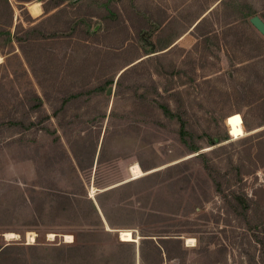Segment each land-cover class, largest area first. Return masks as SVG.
Instances as JSON below:
<instances>
[{"label":"rangeland","instance_id":"rangeland-1","mask_svg":"<svg viewBox=\"0 0 264 264\" xmlns=\"http://www.w3.org/2000/svg\"><path fill=\"white\" fill-rule=\"evenodd\" d=\"M43 1L25 2L32 18L44 12ZM67 1L60 18L67 29L47 31L30 51L35 72L15 41L0 46V112L24 91L41 94V81L47 88L71 90L114 76L107 103L97 96L79 108L82 118L98 109L107 116L81 122L66 134L55 127L54 116L45 117L53 132H28L24 140L0 143V247L16 246L3 256L17 264L24 259L37 264L41 255L48 256L45 264H264L259 241L264 237V64L252 57L262 34L249 21L248 0H111L110 20H87L84 5ZM232 8L243 18L227 25L224 13ZM203 10L206 20L199 29L212 24L214 30L183 31ZM164 15L170 19L159 24ZM53 21L43 27L51 29ZM80 28L91 31L87 40L77 36ZM176 35L170 48H161ZM133 59L135 66L117 89L118 73ZM155 87L172 106L185 109L199 135H230L212 145L201 140L209 171L176 139L175 121L164 118L152 99ZM41 110L51 111L47 100ZM110 110L132 116L122 120L108 116ZM73 113L65 114L72 119ZM148 116L163 123L142 120ZM237 121L244 135L234 134ZM134 163L146 169L141 166L143 172L134 175ZM151 171L156 173L147 181L153 183L149 193L116 201L133 210L123 215L109 208L118 222L109 225L97 194ZM239 194L247 209L238 203ZM117 197L102 199L110 205ZM123 229L133 239L121 240ZM83 231L91 232L89 240H79ZM65 234L73 239L66 241Z\"/></svg>","mask_w":264,"mask_h":264},{"label":"trees","instance_id":"trees-1","mask_svg":"<svg viewBox=\"0 0 264 264\" xmlns=\"http://www.w3.org/2000/svg\"><path fill=\"white\" fill-rule=\"evenodd\" d=\"M30 0H15L16 6L20 9L24 20L27 21L28 25L24 26L22 19L19 16L15 15L14 6L11 0H0V46H6L9 43L15 41L18 44V47L21 49L25 60L28 65L35 72L33 67V59L30 51L39 46V41H42L46 38L47 31H52V33H56L60 30L67 29L65 26L67 24L66 20L62 21L60 18L64 16V11L68 4L70 3L67 0H44L42 3L44 12L42 15L38 17L32 18L30 14L26 11L25 2ZM78 1L79 7L82 5L85 6L84 11L82 12L83 16L87 20H97V19H105L110 20L112 15L111 0H73V2ZM221 1V0H220ZM72 3V2H71ZM54 9L53 11H51ZM51 11V12H50ZM50 12V13H48ZM204 10L201 11L189 24L184 28L183 31H186L192 26V29H195L196 32L200 35L207 34L214 30L213 25L211 24L209 27H205L203 29L200 28V24H202L206 20V13ZM255 13V11H254ZM203 14V15H202ZM237 9L232 8L231 11L224 13V22L227 25H235V20L239 18H243L242 15H236ZM54 19L51 29L46 30L43 27L44 22H50V20ZM169 16H162L159 20V24H162L166 20L168 21ZM17 20V21H16ZM81 21H84L81 20ZM234 21V22H233ZM80 22V21H79ZM65 24V25H64ZM91 31L89 29L80 28L78 29L77 36L79 38H83L87 40L90 36ZM179 35L167 38V42L161 47H171L172 43L177 39ZM259 42V43H258ZM258 46L260 47L258 51L256 50L252 57L263 61L264 64V48H262V44H264V36H261V39L257 41ZM171 45V46H170ZM168 49V48H167ZM130 60L125 63L122 67L128 65L133 62ZM136 62L124 67L116 77V87L119 89V86L126 78L129 71L135 66ZM121 67V68H122ZM35 74V73H34ZM114 80V76L99 78L95 81H84L80 83L79 86L71 89L64 90L59 86H53L52 88H47L40 83L42 93L39 94L35 90L24 91L15 99L9 107L3 109L0 112V143L12 144L17 141L24 140L25 134L28 132L36 133L38 130L50 131L53 132L54 128L57 126L61 128L62 133L66 134L67 132L74 130L76 127L81 125V122L85 124H89L94 122L97 119H103L107 116L104 109H98L95 115H88L85 118L81 117V112H79V108L83 106H90L89 102L97 96L106 97L105 103H107L108 95H106V85L112 84ZM153 80V79H152ZM155 96L152 99L155 102V106L159 109L161 114L166 119H172L175 121L176 126L173 127V130L176 134V139L183 146V149L186 153H194V157H201L200 161L202 162L203 167L206 170H210V163L206 161V154L204 151H200L204 145L201 140H204L206 145H212L218 142H221L227 138H229V134L226 131L222 132H212L206 133L205 136H201L195 131L190 125L189 120L186 115L185 109L180 106H172L169 102V99L161 93L156 87L154 89ZM44 100H47L50 104L51 111L46 113L42 111V105ZM68 110H73L76 116L72 119L67 117L65 114ZM90 109L86 110V113L89 114ZM109 115H118L122 120L127 119L132 116L130 111H124L121 113H117L114 110H110ZM54 116L56 118V124L54 128L49 127L47 123L44 122V118H50ZM80 118V121L78 120ZM82 118V119H81ZM148 123H159L162 124V120L156 116H148L142 119ZM217 146H223V143H220ZM264 165V160L262 159V164ZM143 167V165L141 164ZM144 168V167H143ZM146 169V168H144ZM156 171H151L147 174L140 175L134 178H130L128 180L122 181L111 188L105 189L97 194V204L101 211L103 212L105 219L109 223V225H115L118 222L114 220V216L110 215V210L115 209L114 212L120 211L123 215L130 213L133 209L124 207L120 204H117L116 201L126 199L133 194L141 195L142 193H149L153 183H148V179L154 176ZM150 189V190H149ZM215 190L220 192L222 189L219 185L215 187ZM112 194H118V197L115 200V203H108L103 201V197H108ZM238 203L243 205L244 209H247L249 203L246 201L245 195H236ZM157 205L154 204L153 208L157 209ZM263 212V211H261ZM81 236L79 240L86 241L89 240V235L91 232L83 231L81 232ZM75 237H78V233H74ZM88 237V238H87ZM159 240H162L163 237H158ZM259 241L261 242V248L264 252V237L259 236ZM30 247L32 245H29ZM16 247L14 243H4L0 247V264H17L11 258H6L3 255L6 253L5 251ZM34 247V246H33ZM45 248H49L45 246ZM46 259L48 260L47 255H41L37 257V264H45ZM261 260L264 261V256H261ZM33 261V260H32ZM35 263V262H34ZM72 260L68 261L67 264H71ZM22 264H28V261L24 259Z\"/></svg>","mask_w":264,"mask_h":264},{"label":"bare ground","instance_id":"bare-ground-1","mask_svg":"<svg viewBox=\"0 0 264 264\" xmlns=\"http://www.w3.org/2000/svg\"><path fill=\"white\" fill-rule=\"evenodd\" d=\"M232 128H233V131H234V134L235 135H244V129H243V126L240 122H234L232 124ZM131 171L134 175H139L143 172L141 166L138 164V163H134L132 166H131ZM121 232V231H119ZM33 233H30L29 234V238L31 241H33L34 237H33ZM54 233H50L49 236H53ZM6 236L7 237H11V236H17V234L15 232H7L6 233ZM66 241H71L73 239V235L71 234H65L64 235Z\"/></svg>","mask_w":264,"mask_h":264},{"label":"crops","instance_id":"crops-1","mask_svg":"<svg viewBox=\"0 0 264 264\" xmlns=\"http://www.w3.org/2000/svg\"><path fill=\"white\" fill-rule=\"evenodd\" d=\"M246 3L248 4V5L246 4L247 8L250 10V16L253 14H258L262 19H264V0H248V2H246ZM254 11H255V13H254ZM203 14H205V13H203ZM244 133H245V131H244ZM120 237H121L120 239L124 240V241H128V240L133 239V235L131 234V231L128 229H123L121 231Z\"/></svg>","mask_w":264,"mask_h":264},{"label":"water","instance_id":"water-1","mask_svg":"<svg viewBox=\"0 0 264 264\" xmlns=\"http://www.w3.org/2000/svg\"><path fill=\"white\" fill-rule=\"evenodd\" d=\"M249 21L264 36V19H262L258 14H253L249 17ZM111 89L112 84H109L106 88V93L109 94Z\"/></svg>","mask_w":264,"mask_h":264},{"label":"snow or ice","instance_id":"snow-or-ice-1","mask_svg":"<svg viewBox=\"0 0 264 264\" xmlns=\"http://www.w3.org/2000/svg\"><path fill=\"white\" fill-rule=\"evenodd\" d=\"M238 119V118H237Z\"/></svg>","mask_w":264,"mask_h":264}]
</instances>
